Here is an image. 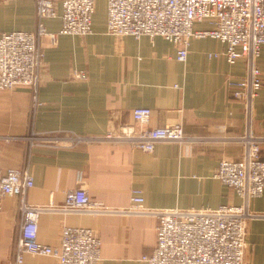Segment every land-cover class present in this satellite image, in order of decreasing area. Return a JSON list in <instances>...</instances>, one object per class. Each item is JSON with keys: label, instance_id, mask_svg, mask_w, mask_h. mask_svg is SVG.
I'll use <instances>...</instances> for the list:
<instances>
[{"label": "crops", "instance_id": "1", "mask_svg": "<svg viewBox=\"0 0 264 264\" xmlns=\"http://www.w3.org/2000/svg\"><path fill=\"white\" fill-rule=\"evenodd\" d=\"M61 13V6L59 7ZM107 0H97L93 31L62 34V18H46L56 41L42 38L44 67L34 104L31 88L0 89V166L28 167L35 183L25 194L34 205L63 203L68 190L84 187L105 212H60L39 217V240L61 243L66 225L92 228L102 239L100 264H149L143 258L156 245L158 217L127 211L133 188H141L148 208H218L243 198L215 176L222 159H240L243 136L260 137L264 158V84L251 110L234 97L228 79L248 73L241 57L231 63L226 44L213 37H193L186 61L163 36L114 35L108 32ZM34 0H0V35L34 30ZM208 21L196 29L210 28ZM218 52V56L211 55ZM264 80V47L257 59ZM85 70L86 79L74 70ZM152 109L149 122L133 109ZM181 123L193 141H160L152 151L127 143L82 140L73 145L42 144L25 138L34 131L96 136L124 124L156 127ZM21 197L8 195L0 211V264H13L22 212ZM259 216L247 225L245 264H264V192L252 198ZM23 264H59L52 255L26 253Z\"/></svg>", "mask_w": 264, "mask_h": 264}, {"label": "built area", "instance_id": "2", "mask_svg": "<svg viewBox=\"0 0 264 264\" xmlns=\"http://www.w3.org/2000/svg\"><path fill=\"white\" fill-rule=\"evenodd\" d=\"M37 25L34 30L5 31L0 35V89L18 86L31 88L34 104L38 105L41 72L45 51L42 38L56 33L46 29L44 20L60 16V33L84 35L93 31L97 0H34ZM61 6V13L59 7ZM108 32L139 38L163 36L177 47V58L186 61L193 37H213L226 44L223 54L231 63L244 57L248 73L240 79H228L233 95L247 103L251 110L254 98L264 84L257 64L264 47V0H107ZM208 21L207 29L195 24ZM218 56L219 53H212ZM74 75L86 79L85 70ZM136 120L145 124L152 109H133ZM30 144L73 145L82 140L127 143L133 148L152 151L156 143H185L194 140L181 123L140 127L124 124L96 136L34 131L25 136ZM245 151L240 159H222L215 176L233 187L243 198L241 204H224L218 208H148L141 188L131 191L127 211L152 213L158 217L157 240L151 253L143 258L149 264H245L247 225L259 213L250 209L252 198L264 192V158L260 137L248 130L243 136ZM35 183L28 167L0 166V211L8 195L21 197L22 212L13 264H23L26 253L52 255L59 264H100L102 239L89 227L66 225L61 243L50 245L39 240V217L42 211L105 212L108 207L91 198L84 187L68 190L63 203L48 206L30 204L25 194Z\"/></svg>", "mask_w": 264, "mask_h": 264}]
</instances>
